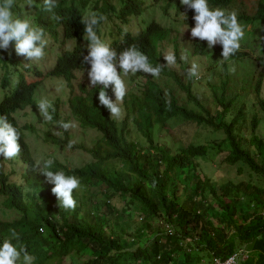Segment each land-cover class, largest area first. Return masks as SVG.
Here are the masks:
<instances>
[{"label": "trees", "instance_id": "16d2710c", "mask_svg": "<svg viewBox=\"0 0 264 264\" xmlns=\"http://www.w3.org/2000/svg\"><path fill=\"white\" fill-rule=\"evenodd\" d=\"M7 1L18 0H0L2 58L5 42L12 39L5 23L12 30L15 22H23L35 12L34 22L54 30L59 24L65 37L80 41L88 31H98L101 18L113 11L108 0H42L40 4L39 0L36 4L20 0L28 3L29 11L22 13L16 7L15 15H3ZM235 1L243 0H197V9L204 2L229 6ZM89 2H93L96 24L86 26L82 10ZM126 12L124 5L120 17L125 19ZM238 17L245 24L264 21V0H258L253 14ZM123 41L135 52L144 53H151L157 43H149L143 33L126 35ZM67 64L83 67L78 57L67 59ZM178 85L204 115L180 105L169 91L151 83L127 100L126 115L119 123L100 112L94 90L74 96L70 109L80 128L95 126L103 134L90 147H71L67 140L51 143L83 150L89 160L80 167L68 168L54 161L37 172L23 145V177L28 181L10 183L0 168V195L6 208L19 215L0 220L6 249L31 257L32 264H65L67 259L68 264H213L214 258L224 261L234 253L246 254L239 264H264V135L254 133L259 120L253 117L251 131H242L243 114L250 109L245 112L241 104L224 125L222 118L235 101L233 96L215 98L221 113L212 116L187 86L180 81ZM259 104L264 110V103ZM172 118H179L181 125H205L216 138L223 135L216 144L224 153L223 162L246 169L250 181L211 182L198 162L211 146L181 141L173 148L160 143L159 134ZM71 181L86 188L88 197L99 195L104 200L95 203L78 198L68 187ZM116 197L127 199V207L137 210L126 214L111 203ZM133 214L135 220H141L129 224ZM160 222L171 229L170 234Z\"/></svg>", "mask_w": 264, "mask_h": 264}, {"label": "clouds", "instance_id": "9594fccd", "mask_svg": "<svg viewBox=\"0 0 264 264\" xmlns=\"http://www.w3.org/2000/svg\"><path fill=\"white\" fill-rule=\"evenodd\" d=\"M154 1L160 2L157 7L163 11H167L168 9L176 10L174 12L175 18L181 25L184 26L185 30L188 31L189 36H194V38L191 39L193 42L188 44L190 50L186 53V58L193 59L196 65H199L204 59L209 61L210 67L208 72L217 76L216 82L213 84L208 82L209 97L205 95L200 96L192 89L195 81H202L204 78L201 77L200 74H196V67L194 64H192L189 68H185L186 60L182 59L183 62L178 60V50L180 44L178 43L177 30H175V33L170 36V30L168 27L161 25L157 19L154 20L149 18L146 10L151 6L147 5L145 0H118L119 5L117 6L110 4V1L108 0V4L113 7V11L101 18V22L98 23V31L97 28L94 31H88L84 38L80 41L65 37L63 29L59 24L54 30L44 26L43 24L34 22L31 18L36 15V13L33 12L31 13L32 16L26 20V26L24 25V21L19 22V28L16 32L18 39H15L14 42L11 40L6 41V46L3 51V53L6 54L3 58L0 57V70L3 71V75H0V91H8V95L0 101V106L3 105V109H0V168H2V172L5 177H7L8 182L22 184L28 181L23 177L26 170L25 163L21 160L23 145H26L28 155L36 171L45 170L38 169L35 161L31 157L29 146L25 140L27 134L24 131L34 133L35 128L31 124L20 125L17 115L19 112L24 111L26 107H31L34 104L36 96L39 94L40 85L42 84V74L35 69L36 67L33 66L32 62H44L53 53V50L56 47L59 48L57 56L55 59H51V65L46 75L50 73L53 77H62L65 80L68 90H70L69 96L66 100L68 113L70 115L69 119L76 122L79 128L80 123L74 118L70 109L71 99L74 96H85L90 90L95 91L96 102L97 106L100 107V112L103 113L109 121H116L118 123L121 122L126 115L128 106L126 103L127 100L131 96L140 95L145 86L149 83L156 85L158 89L169 91L180 105L191 108L179 102L168 84L162 87L160 85L161 79L175 85L179 91L184 93L187 101L191 102L187 98V92L179 87L178 81L187 86L190 94L197 102L200 103V105H206L212 116H216L221 113V107L214 104L215 98L224 96L226 99H229L233 96L235 101L229 106L228 111L222 118L221 123L224 125H226L227 122L234 117L241 104H243L245 112L250 109L249 112L243 114V121L241 125L244 129L242 131H246L247 129L251 131L250 121L253 117L257 118L260 122V119L264 117V110L259 104L260 102L264 103V95L261 94L260 90V85L263 84L262 76H264V41L259 45V49L261 51L260 57L255 58L252 57L251 53L248 51H242V49L234 47L229 40L224 38L214 40L211 37H203L207 30V24L213 20H217L220 23H228L231 27H237L238 25L252 26L254 23L245 24L240 17H238L245 13H241L239 15L229 14L227 12V8L230 5L212 6L211 4L204 2L202 9L198 10L197 0H174V3L173 0H167L164 4L161 0ZM17 4L20 3L17 2ZM96 4L100 7L98 2ZM124 5L127 8V16L125 19L120 17V10L124 7ZM92 6L93 2H89V4H87V6L82 10L83 22L86 26L96 24L93 23L96 20V12L93 10ZM16 7H18V5ZM20 7L23 10L22 13L29 11L28 7ZM85 9H88L93 13V19H84ZM15 13L13 15H15ZM141 16H145L147 19L144 29H140L137 33L123 32V27L130 25L134 19ZM104 22H108L112 28ZM106 25L108 26L107 31L104 30ZM5 27L7 34H11V29L6 23ZM140 33L147 35L149 43L154 40L157 41L155 49L152 50L150 48L151 53H144L140 49L138 52H135L131 45L127 46L123 41V38L126 35L136 36ZM115 34L118 36L116 40L109 39V37ZM163 41H168L170 46L173 48V55L171 54V56L174 63L178 65L179 69L170 66L166 61L160 49V45ZM0 42H2L1 34ZM63 43H68L71 47H64ZM244 45L246 47L249 44L244 43ZM181 46L184 47L185 45ZM77 57L80 58V62H83V67L75 68L76 65L73 67L68 66L67 59ZM213 59L216 61L213 62ZM239 59L243 63L242 68H237V70L231 71L230 68L236 66ZM121 60L126 61L132 72L129 76L130 83L127 91L118 95L117 85L115 83H110L106 79V74L109 69L114 68ZM154 60L156 61V64L152 63ZM255 64H259L260 68L258 71L254 68L255 81L254 85L251 86L249 85L252 81L250 76L252 71L251 66ZM215 67H220V71H216ZM161 69L164 70L160 71ZM55 70L61 72H56ZM82 71L91 75L92 82L88 83L89 86L80 84L77 86V90H74L70 82L71 77L75 72ZM144 71L147 72V79L145 83L142 84L136 79V76L144 75ZM246 86H248V89L246 95L243 96L242 92L245 91ZM193 105L197 107L195 104ZM54 106L56 108L57 104ZM191 109L204 115V112L200 109V107H197L198 110H195L194 108ZM48 110L49 119L46 123L60 125L61 131L58 133L57 137H51L50 134L46 133L45 137L47 141L52 143L57 140H67L70 145V134L64 129L67 121L59 123L58 114L56 110L51 107V105L48 107ZM246 116H250L248 127L246 126ZM194 125L196 124L194 123ZM201 126L207 127L205 125H198L197 127ZM258 126L259 123L255 130ZM207 128L210 129L209 127ZM85 129L96 132L98 134V138L96 140L100 139L103 134V132L95 126ZM137 136L138 141L143 144L144 140L141 135L137 134ZM221 136L223 137V135ZM79 145H74L73 147ZM8 147H11L12 151L9 157L5 158L3 152ZM74 150L84 152L81 149ZM18 160L19 163H15ZM7 162L11 165L20 164L22 171L20 173H16L14 170L7 172L5 170V163ZM17 174L19 180H13L11 177L16 176ZM72 183L76 182L71 181L69 183L68 187L70 189V184ZM0 197L2 198V206L6 208L5 198L1 195ZM6 209L11 211L8 208ZM17 217H19V215H17ZM0 220L5 221L4 219ZM140 220V217L136 219V221ZM159 224L163 226L167 234L171 233V229L167 225L161 222ZM233 256L237 257L235 264H239L246 259L245 253L244 255L234 253L230 257ZM28 258L31 257L7 250L3 237H0V264H15L17 260L23 262L28 260ZM214 259L212 260V263ZM29 264H32V260Z\"/></svg>", "mask_w": 264, "mask_h": 264}, {"label": "rangeland", "instance_id": "374dc122", "mask_svg": "<svg viewBox=\"0 0 264 264\" xmlns=\"http://www.w3.org/2000/svg\"><path fill=\"white\" fill-rule=\"evenodd\" d=\"M20 0H18L19 2ZM36 4L38 0H31ZM42 0H39L38 4H40ZM112 5H119L118 0H109ZM167 0H161L163 4ZM12 3L5 2L4 6L7 7L6 12H2L3 15H10L15 13V8L18 5L21 12H23L20 6H24V8L28 7L27 2H19ZM147 5H150L149 9L146 10L148 17L152 19L159 20V23L165 27L169 28L170 36L175 33L177 30L178 43L180 44L178 50V60L182 61V59L186 60L185 68H189L194 64L196 67V74H200L201 77H204L202 81H195L193 84V90L196 94L200 96L209 97V88L208 82L213 84L217 80V76L210 74L208 71L210 64L208 60H203L199 65H196L193 59H187L186 53L190 50L188 44L192 43L191 39L194 36H189L188 31L185 30L184 26L181 25L178 20L174 16V9H168L167 11H163L157 7L160 2H155L154 0H145ZM174 3V0H173ZM172 3V5H173ZM258 0H243V1H235L228 8L227 12L231 15H239L241 13L245 14H253L257 7ZM84 19L91 20L93 19V13L85 9L84 11ZM108 24L111 28L112 26L108 22H104ZM147 23V19L145 16L138 17L133 20L130 25L123 27V32H132L137 33L140 29H144ZM24 25L26 26V20L24 21ZM19 28V22L14 23V27L11 30L12 39L14 42L17 36L16 32ZM108 26H105V31H107ZM117 35H113L109 37L111 40H116ZM203 37H211L214 40L224 38L229 40L234 47H238L242 49V51H248L251 53L252 57L259 58L261 55V51L259 49V45L264 41V22H256L252 26L251 25H238L237 27H231L228 23H220L217 20L210 21L207 24V30ZM244 43H248L249 45L245 47ZM64 47L70 48L71 46L68 43H63ZM181 45H185L184 47ZM58 47L53 50V53L41 63L33 61L32 64L39 73L42 74L41 82L39 89V94L36 96V101L31 107H26V109L22 112H19L17 115V119L20 125L31 124L35 128L34 133H30L28 131H24L27 136L25 138L26 143L29 146V151L31 157L35 161L38 169H46L48 167V163H52L54 161H59L63 165L68 168L79 167L86 162H88L89 157L82 151L74 150L70 147L64 145L63 147H55L48 142L45 134H50L51 137H57L58 133L61 131L60 125H56L54 123L47 124L46 122L49 119V110L48 107L51 105L58 114L59 123L66 122L65 130L70 134V146L82 144L85 147H90L92 143L98 138V134L89 129H81L78 127L76 122L69 119L70 115L68 113V108L66 105V100L69 96L70 90L65 83V80L62 77H53L50 73H47L49 67L51 65V61L56 58ZM160 49L162 54L164 55L168 64L177 69L178 65L174 63V60L171 56L173 55V48L170 46L168 41H163L160 45ZM41 58L40 56H38ZM52 59V60H51ZM216 61L215 59L212 60ZM183 62V61H182ZM242 61L239 59V62L236 66L231 67V71L237 70V68H242ZM216 68V67H215ZM214 68V69H215ZM254 68L258 71L260 68L259 64H255L251 66V78L252 81L249 85L253 86L255 81V72ZM216 71H220V67L215 69ZM214 71V70H213ZM131 68L127 65L125 60L119 61L114 68H111L107 71L106 79L110 83H115L117 85V93L121 95L126 92L129 87V76L131 75ZM0 75H3V71L0 70ZM147 72L144 71V75L136 76V79L142 84L146 81ZM263 84L260 85L261 94L264 95V76H262ZM73 89L77 90V86L82 84L89 86L88 83H91V75L82 72H75L70 80ZM169 85L171 91L177 97L181 104H185L188 107L194 108L198 110L191 102H188L184 96V93L179 91L175 85L170 84L168 81L161 79L160 85L164 87L165 85ZM248 86L245 87V91L242 92V95L245 96L247 92ZM2 101L7 95L8 91H0ZM55 104L57 107L55 108ZM250 116H246V126H249ZM179 118H175L167 121L168 126H164L163 132L159 134L158 140L163 145H169L175 148L176 146L181 144V141L186 143H191L193 145H207L211 146L210 150L206 157H200L198 162L201 164L202 170L205 171L206 175L209 177L211 182L216 184H223L227 180H232L234 182L240 181H250V177L248 175V171L246 169L240 168L238 166H229L228 164L223 162V152L219 149L216 144L222 140V136L216 138L212 131L207 127L201 126L197 127L194 124L191 125H181ZM180 125V126H179ZM249 133V129L245 131ZM255 134L264 135V117L260 119L259 126L255 130ZM12 151L11 147H8L4 150L3 155L5 158H8ZM15 163H19V160ZM198 166V170L200 168ZM241 169V171H238ZM5 170L10 172V170H14L16 173H20L22 168L20 164L11 165L9 162L5 163ZM18 174L16 176H12L13 180H19ZM71 189L75 192L78 198L91 199L93 202L97 203L99 201H103L104 199L99 197V195L88 197L86 194V188L80 187L78 183L70 184ZM2 198L0 197V219L10 220L12 218L17 217L14 212L7 210L1 204ZM116 207L119 209H123L126 214H130L133 211H136V207H127V199H123L121 197H116L111 200ZM133 214V218L129 220V224L135 223V216ZM88 252V251H86ZM74 255V253H71ZM70 258V257H69ZM31 258L25 260L23 262L17 260L15 264H29L31 262ZM206 261V259L204 260ZM70 262L69 259L65 261V264ZM50 262L46 263L49 264Z\"/></svg>", "mask_w": 264, "mask_h": 264}, {"label": "built area", "instance_id": "2783aa9c", "mask_svg": "<svg viewBox=\"0 0 264 264\" xmlns=\"http://www.w3.org/2000/svg\"><path fill=\"white\" fill-rule=\"evenodd\" d=\"M237 260V257L233 256L225 261L219 260V259H214L213 264H235Z\"/></svg>", "mask_w": 264, "mask_h": 264}]
</instances>
